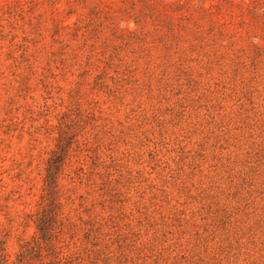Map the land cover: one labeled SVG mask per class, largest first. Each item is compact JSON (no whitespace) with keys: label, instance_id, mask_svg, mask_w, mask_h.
<instances>
[{"label":"rangeland","instance_id":"374dc122","mask_svg":"<svg viewBox=\"0 0 264 264\" xmlns=\"http://www.w3.org/2000/svg\"><path fill=\"white\" fill-rule=\"evenodd\" d=\"M4 1L24 10L0 18V264H264V0L176 53L120 15L95 37Z\"/></svg>","mask_w":264,"mask_h":264},{"label":"trees","instance_id":"16d2710c","mask_svg":"<svg viewBox=\"0 0 264 264\" xmlns=\"http://www.w3.org/2000/svg\"><path fill=\"white\" fill-rule=\"evenodd\" d=\"M42 1H47L50 5L51 17L58 28L65 29L74 25L76 33L84 28V31L97 37V33H101L107 26L114 29V32L118 31L116 22L120 15L126 21L124 30L127 34H133L139 28L140 34L144 35L142 37H152L153 41L158 42L159 46L167 52L182 51L183 48L180 44L186 42L190 50L195 49V47L202 49L204 45H208V40L215 41V38L233 40L237 38L239 33L235 26L237 22L233 20L236 15L232 10H228L230 5L237 4L230 1V4L227 5V0H221L217 4L209 3L208 5L205 0H202L195 8L182 0ZM38 3L36 1L34 5H38ZM23 4L20 1L15 4H10L7 1L1 2L0 18L5 13L14 15L19 11L22 14ZM63 4L67 6L66 12H64ZM251 7L253 10L256 9V5H251ZM77 10H80V13H76ZM224 11L229 12V19L225 17ZM63 12L64 15H62ZM72 14H77L76 19L67 22ZM130 20L134 22V28L128 27ZM78 21L84 24L77 25ZM84 31L82 35H84ZM61 141L47 162L44 182L49 192H53L57 186L56 177L66 155V145ZM46 222L43 214L36 217V227L42 238H47L50 234Z\"/></svg>","mask_w":264,"mask_h":264}]
</instances>
